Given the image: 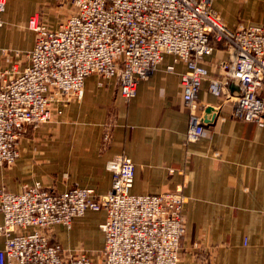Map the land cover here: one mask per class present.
Returning <instances> with one entry per match:
<instances>
[{
	"label": "built area",
	"instance_id": "2783aa9c",
	"mask_svg": "<svg viewBox=\"0 0 264 264\" xmlns=\"http://www.w3.org/2000/svg\"><path fill=\"white\" fill-rule=\"evenodd\" d=\"M213 0H59L71 5L54 29L31 15L35 32L28 51L0 47L12 60L0 70V167L12 165L29 129L53 121L62 105L82 97L84 78H113L124 99L133 97L163 55L181 61L183 105L189 114L186 142L210 138L198 94L208 71L201 64L217 46L226 56L215 64L207 90L228 103L231 119L264 124V24L227 26ZM5 0H0V14ZM0 19V26H1ZM25 56L23 67L18 65ZM173 71V64L166 66ZM58 106L53 109V105ZM110 140L104 131L101 147ZM106 193L72 187L49 191L39 183L14 193L0 184V264H178L184 232L180 189L133 194L134 164L121 153L106 163ZM87 210H103V248L94 260L53 241L54 225L70 226ZM197 246V243H194Z\"/></svg>",
	"mask_w": 264,
	"mask_h": 264
},
{
	"label": "crops",
	"instance_id": "0c3cea01",
	"mask_svg": "<svg viewBox=\"0 0 264 264\" xmlns=\"http://www.w3.org/2000/svg\"><path fill=\"white\" fill-rule=\"evenodd\" d=\"M70 7L59 0H5L0 47L30 50L35 32L26 26L29 17L36 14L54 29ZM212 8L231 28L264 24V0H213ZM225 56L217 46L201 61L208 75L198 100L213 107L212 121L206 123L210 138L184 140L189 114L179 73L185 65L163 55L129 99L119 95L113 78L101 85L98 75L86 76L80 99L60 106L61 113L43 124L40 134L22 138L16 161L0 167V184L14 193L39 183L49 191L81 187L103 194L112 180L106 163L124 153L134 164L131 193L179 188L184 197L178 264H264V124L229 118V104L208 92L214 66ZM10 61L0 58V70ZM25 63L24 56L18 65ZM170 64L173 71L166 69ZM107 129L110 140L101 147ZM104 219L103 210H87L70 226L54 225L51 239L96 260L104 243L99 226ZM3 244L0 235V248Z\"/></svg>",
	"mask_w": 264,
	"mask_h": 264
},
{
	"label": "water",
	"instance_id": "95a60500",
	"mask_svg": "<svg viewBox=\"0 0 264 264\" xmlns=\"http://www.w3.org/2000/svg\"><path fill=\"white\" fill-rule=\"evenodd\" d=\"M204 121H212L213 118V107L211 105H208L205 107L203 111Z\"/></svg>",
	"mask_w": 264,
	"mask_h": 264
},
{
	"label": "rangeland",
	"instance_id": "374dc122",
	"mask_svg": "<svg viewBox=\"0 0 264 264\" xmlns=\"http://www.w3.org/2000/svg\"><path fill=\"white\" fill-rule=\"evenodd\" d=\"M219 16V15H218ZM222 101V104H223V100H221ZM52 122V121H51ZM51 122H49V123H51ZM45 125V124H44ZM41 126L42 125H40L38 128H35V129H29V131H28V133L24 136V137H26V136H34V135H37V134H40V131H41ZM24 137H22V138H24ZM22 138H21V140H22ZM20 140V141H21ZM20 144V143H19Z\"/></svg>",
	"mask_w": 264,
	"mask_h": 264
}]
</instances>
